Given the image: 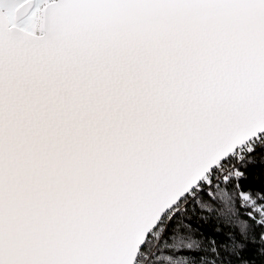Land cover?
Instances as JSON below:
<instances>
[{"label":"snow or ice","instance_id":"obj_1","mask_svg":"<svg viewBox=\"0 0 264 264\" xmlns=\"http://www.w3.org/2000/svg\"><path fill=\"white\" fill-rule=\"evenodd\" d=\"M0 264H264V0H0Z\"/></svg>","mask_w":264,"mask_h":264}]
</instances>
